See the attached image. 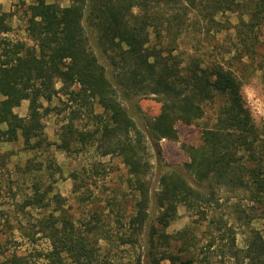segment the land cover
<instances>
[{"label": "trees", "instance_id": "trees-1", "mask_svg": "<svg viewBox=\"0 0 264 264\" xmlns=\"http://www.w3.org/2000/svg\"><path fill=\"white\" fill-rule=\"evenodd\" d=\"M227 13L239 18L232 26L234 49L204 55L190 41L195 24L223 26L217 17ZM27 14L33 44L10 41L2 35L12 29L11 14L0 3V143L45 149L50 143L43 119L52 109L43 100L66 95L78 108L62 126L59 147L96 145L102 156H118L128 171L134 210L131 234L120 237L121 244L142 235L148 264H212L217 249L228 253V264H264V226L253 228L239 247L233 225L216 213L224 187L248 190L264 210V129L243 93L264 69V0H35ZM153 34L161 45L152 44ZM138 95H157L159 114L144 116ZM24 100L29 105L22 117L14 110ZM208 106L214 112L201 144L188 146L190 160L183 165L160 166L152 196V158L161 156V140L178 138V122L207 119ZM82 109L93 120L89 129L75 125ZM47 161L52 169L49 155ZM33 169L29 160L25 170ZM79 188L75 184V194ZM64 201L51 183L36 179L17 203V212L29 215L20 220L25 234L48 240L39 261L106 264L96 256L98 225L82 230ZM181 205L195 216L194 226L169 234ZM36 208L45 212L33 221ZM8 264L28 263L15 254Z\"/></svg>", "mask_w": 264, "mask_h": 264}, {"label": "rangeland", "instance_id": "rangeland-1", "mask_svg": "<svg viewBox=\"0 0 264 264\" xmlns=\"http://www.w3.org/2000/svg\"><path fill=\"white\" fill-rule=\"evenodd\" d=\"M33 2L35 0H0L2 9L11 14L12 25L11 31L2 37L13 42L33 44L26 30L27 7ZM60 3L68 5L69 0H60ZM217 20L223 26L201 21L200 24H195L190 35V41L200 47L201 53L206 56L220 55L218 53L221 52L225 54L230 48L234 49L235 29L232 26L239 21L238 15L227 13L217 17ZM262 32L264 37V27ZM151 42L161 45L160 39L154 34ZM215 45L221 46L220 51ZM57 87H60V83H57ZM243 93L256 125L264 129V69L257 70L244 85ZM68 99L66 95L59 94L51 103L43 100L44 105L52 109L43 119L50 143L45 149L25 151L21 142L0 143V264H8L15 254L22 256L28 264H41L37 256L39 251L48 247V240L40 233L34 237L27 236L20 228V220L22 224L27 222L29 215L17 212V203L30 192L36 179L46 185L51 183L55 191L62 194L65 208L82 230L88 223L98 225L96 256L101 261L106 264H148L142 235L131 237L130 243L127 244H121L120 241V237H125V234L129 237L131 234L128 221L134 210L132 195L126 184L128 171L121 159L115 155L102 156L96 145L91 144L81 146L72 143L69 150L59 147L62 126L75 112L71 109L78 108ZM135 100L147 118L159 114L161 102L157 95H138ZM28 105L29 101L24 100L14 111L24 117L28 113ZM96 111H100V108ZM76 112H79L74 121L76 127H93V120L87 116L84 109ZM213 112L214 107L208 106L207 119L192 124L178 122V138L161 140V156L157 158L153 154L152 158V196L159 186L160 166L183 165L190 160L188 146L201 144L202 129L211 121ZM48 155L53 161L52 169L47 168ZM29 160L34 166L31 172L25 170ZM75 184L80 186L76 194L73 191ZM218 197L220 200L216 213L233 225L237 243L239 247H243L249 232L253 228L262 229L264 226L263 206L260 202L252 200L250 192L245 189L224 187L218 189ZM44 212L45 209L42 208L33 209L32 220L35 221L34 219L41 217ZM193 217L195 216H192L185 206H179L178 216L167 227V233L174 235L193 228ZM197 233L201 234V229H198ZM201 241L206 242L202 238ZM212 254V264H228V253L217 249Z\"/></svg>", "mask_w": 264, "mask_h": 264}]
</instances>
